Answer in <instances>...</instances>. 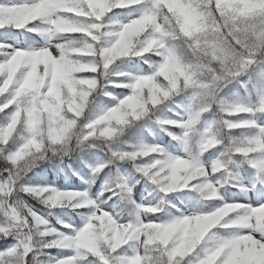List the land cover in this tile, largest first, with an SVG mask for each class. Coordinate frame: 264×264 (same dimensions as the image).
Segmentation results:
<instances>
[{"label":"trees","instance_id":"obj_1","mask_svg":"<svg viewBox=\"0 0 264 264\" xmlns=\"http://www.w3.org/2000/svg\"><path fill=\"white\" fill-rule=\"evenodd\" d=\"M29 1L0 0V38L18 36L24 46L47 41L37 31L51 15L29 14ZM69 2L65 12L79 20L58 26L55 56L27 47L12 56L0 43V179L10 172L16 189L11 196L0 191V264H264L242 250L238 220L220 226L232 212L205 167L219 154L215 174L224 171L238 185L233 157L241 158L264 181V169L254 165L258 140L249 135L258 123L233 119L255 110L234 104L232 80L222 89L229 96L215 97L218 133L208 138L203 161L179 156L186 108L211 70L215 55L207 56L215 46L233 58L264 60V0ZM151 5L158 15L137 19L133 28L118 24ZM164 28L176 46L171 56L160 39ZM229 69L224 75L234 78L237 67ZM250 83L257 96L259 76ZM256 110L264 116V103ZM207 115L189 123L196 148ZM150 198L158 203L146 204ZM189 198L221 206L190 238L192 217H182ZM140 212L154 220L170 213L174 221L158 223L146 238Z\"/></svg>","mask_w":264,"mask_h":264},{"label":"rangeland","instance_id":"obj_2","mask_svg":"<svg viewBox=\"0 0 264 264\" xmlns=\"http://www.w3.org/2000/svg\"><path fill=\"white\" fill-rule=\"evenodd\" d=\"M69 1L70 0H31L25 2L24 5L29 14H33L38 9H47V11H49L51 15L50 24L39 28L37 31L39 36L46 38L47 41L43 43L41 41L30 40L28 46H24L20 43L18 37L12 39H0V43L10 44L8 50L5 52L15 55L21 49L27 47L29 52L31 54L33 53V55H35L36 51L40 49H47V52L50 55L55 56L59 51V44L62 42L58 35V26L62 23L79 20L74 15H69L65 12L69 7ZM71 3L76 5L79 3V0H71ZM9 5L10 4L7 6ZM71 9L72 8H69V10ZM71 11H74V9ZM157 13L156 5H151L138 12L122 16V18L119 19L118 24L121 27L133 28L137 19H148L153 15H158ZM158 17L160 18L159 22H162L163 18L161 16ZM163 30L164 31L160 34V39L167 47V55L171 56L173 52L176 51V46L171 42L167 30H165V28ZM212 56H214V58H212L211 66L209 67L211 70L207 72L204 84L200 86V89H198L189 100L184 117L188 125H186V130L182 132L183 147L179 156L192 162L203 161L205 155L204 147L208 138L213 135L215 136L218 133H216V129H214L216 112L213 109V103L218 92H221L220 96L222 97L227 98L229 96L227 92L223 93L222 91L224 84L230 80L237 84L233 95V101L237 105H245L255 110L264 102V60H254V58L245 54L233 58L230 49L227 47L223 48V45L215 46L214 52L207 57ZM229 65L237 67L234 78L224 75L225 71H230ZM255 75L259 76L260 80V92L258 97L254 96L251 91L249 81L251 77ZM240 81L245 83L244 90L239 83ZM205 110L208 111L209 115H207L208 117L206 116L208 119L206 120L202 131L201 143L199 148H196L193 143L194 137L189 130V123L196 118L199 112ZM245 118L255 120L258 123L255 131L249 135H253V137L258 140L260 147V153L255 154L254 165L264 169V116L259 112H254L251 117L243 115V117H235L233 119L235 121H242ZM154 130L156 132V127H154ZM244 134L246 133L235 132V135L242 137H244ZM156 137L158 138V143L164 141L162 135L158 132L156 133ZM225 147L227 148L229 157H233L234 154L229 150V140L225 139ZM172 151H174L175 154L179 153L178 150ZM212 157L213 159L205 165L206 171L212 175L211 181L223 198L222 206L225 205L228 207V211L232 212L231 216L227 215L225 219L222 220L220 226L229 225L232 219L238 220L239 224H237L235 230V238L241 243L242 250L248 252L250 256L264 258V183H261L258 180V177L256 176L257 174H255L254 170H248L246 164L243 163L240 158L233 157V161L236 162V170L239 173L240 178H242L239 184L236 185L230 180V176L226 172L215 174V167L212 165V161L215 159L214 157H219V154ZM9 173L4 174L0 179V191L5 192L6 189H8L6 192L11 196L12 194L14 195L16 189L12 186L13 174ZM243 186L246 190L242 189ZM154 201L150 198L144 202L146 204L158 203L157 199ZM114 205L115 203L112 202L104 205V207L107 206L108 209H111ZM188 205L190 207L188 209H183L182 217L187 215H191L192 217L188 223L189 238L198 236L204 231L209 216L218 217L221 213V206L216 205L215 207L207 208L204 203L196 204L193 199L191 200L190 198L188 200ZM120 216H122L121 213L118 215V218H120ZM140 216L144 221L143 224H141V230L146 238L153 235L158 223L164 222L170 224L174 221V217L170 213L161 217H156L155 220L154 218L149 217L147 213L140 212ZM64 220H67V218H64ZM181 226H183L182 223L179 224V227Z\"/></svg>","mask_w":264,"mask_h":264}]
</instances>
